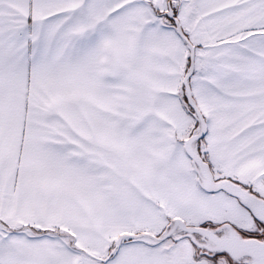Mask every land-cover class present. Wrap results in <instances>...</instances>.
Instances as JSON below:
<instances>
[{
    "label": "snow or ice",
    "instance_id": "6c2138e0",
    "mask_svg": "<svg viewBox=\"0 0 264 264\" xmlns=\"http://www.w3.org/2000/svg\"><path fill=\"white\" fill-rule=\"evenodd\" d=\"M0 264H264V0H0Z\"/></svg>",
    "mask_w": 264,
    "mask_h": 264
}]
</instances>
